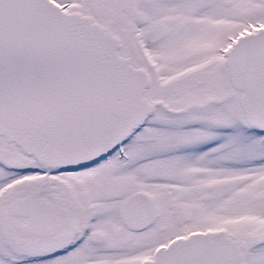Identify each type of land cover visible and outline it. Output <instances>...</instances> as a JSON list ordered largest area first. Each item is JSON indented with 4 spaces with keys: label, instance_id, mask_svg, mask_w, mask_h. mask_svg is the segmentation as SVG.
<instances>
[{
    "label": "snow or ice",
    "instance_id": "snow-or-ice-1",
    "mask_svg": "<svg viewBox=\"0 0 264 264\" xmlns=\"http://www.w3.org/2000/svg\"><path fill=\"white\" fill-rule=\"evenodd\" d=\"M0 264H264V0H0Z\"/></svg>",
    "mask_w": 264,
    "mask_h": 264
}]
</instances>
